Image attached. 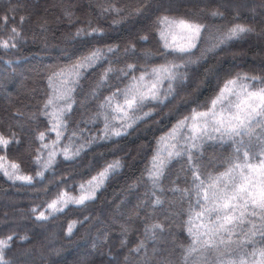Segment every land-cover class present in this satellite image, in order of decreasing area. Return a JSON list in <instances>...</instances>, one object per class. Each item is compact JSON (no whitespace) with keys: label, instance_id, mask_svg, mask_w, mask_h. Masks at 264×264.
<instances>
[{"label":"snow or ice","instance_id":"6c2138e0","mask_svg":"<svg viewBox=\"0 0 264 264\" xmlns=\"http://www.w3.org/2000/svg\"><path fill=\"white\" fill-rule=\"evenodd\" d=\"M239 7L233 8L237 19ZM259 7L264 13V0H261ZM96 8L98 16L112 13L119 17L113 19V25L123 23L128 16L143 15L147 11L143 5L126 11L115 3L97 4ZM255 8L253 6L249 11L255 14ZM11 11L15 13L16 9ZM122 12L124 16H121ZM62 15L70 24L74 22L75 13L71 5L62 9ZM206 15L225 18L219 10ZM10 19L16 18L10 14L0 16L3 22L0 50L8 51L25 42L17 27L9 23ZM25 19L24 16L19 17L21 26ZM211 28L195 13L157 15L152 29L162 48L159 56L162 63L159 64L129 63V59L138 55L135 44H128L123 50L116 43L102 46L89 44L86 53L65 57V64L50 70L47 79L51 91L40 108V114L46 118L47 132L54 133L55 139L49 136L46 140L45 131L35 134L39 147L28 165L34 174H29L21 163L8 159L10 150H19L17 133L11 127L7 129V134L0 132V174L14 185L17 182L24 186L42 183L47 179L46 172L55 174L58 156H62L64 161L75 162L82 159L85 150L97 142L122 137L140 118V113L149 116L154 106L159 107L177 89L182 88L209 52L226 47L229 42L254 31L251 26L242 23L217 26L210 46L199 49L203 35L209 33ZM44 30L47 31L46 27ZM106 35L104 29L93 27L92 21H89L87 28H76L70 39L103 40ZM137 40L147 42L149 36L139 35ZM144 56L150 57L152 54L145 51ZM92 73L96 75L92 76ZM88 76H92V83L87 85L85 91L84 82ZM54 83L59 87L54 88ZM193 104L195 106L189 114L178 119L169 132L157 141L165 147L154 150L145 169L146 176L140 178L142 186L148 189L146 195L150 204L162 206L164 201L161 195L165 189L160 185L162 179L168 178L166 170L170 163L180 160L187 165L181 171L190 174L191 188L171 189L174 193L181 192L187 196L186 226L190 243L181 246L177 264H264V74L243 71L226 73L203 104L196 101ZM146 108L149 111H144ZM20 115L24 116L22 113ZM28 118L36 121L37 116L28 114ZM97 122L102 127H89ZM19 127L22 131H31L24 124ZM210 143L218 144L226 151L230 149L220 165L223 171L214 174L207 171L213 161L205 157L206 146ZM122 168L120 160L105 163L96 175L77 184L78 194L61 191L50 202L32 206L30 212L33 219L37 223H47L50 218L65 214L69 205L86 208L88 204L95 203L97 193L105 182ZM92 220V216L86 215L82 219L69 221L65 238L71 239L78 231L77 225L82 228ZM120 229L119 243L121 247H126L128 225L121 224ZM165 232L170 234L165 224L155 217L151 222L145 221V239L129 249V257L125 258L123 264H133V255L137 257L135 264H174L167 257L155 259L148 255L145 240L154 241ZM28 239L27 234L0 235V264H12L11 260L6 259V253L11 250L15 240ZM111 239L108 232H102L93 242V247L101 244L107 246ZM54 251L59 252L58 249ZM108 254H111V249ZM90 256L91 253H84L76 259L75 264H95Z\"/></svg>","mask_w":264,"mask_h":264},{"label":"trees","instance_id":"16d2710c","mask_svg":"<svg viewBox=\"0 0 264 264\" xmlns=\"http://www.w3.org/2000/svg\"><path fill=\"white\" fill-rule=\"evenodd\" d=\"M52 1L54 0H0V16L14 15L16 19H10L9 23L17 27L25 41L14 49L0 50V132L7 134V129L11 127L17 133L20 139L19 150H10L8 159L21 163V167L29 174H34L28 165L39 147L35 134L45 131L46 140L49 136L55 139L54 133L47 132L46 118L40 114V108L51 91L47 79L51 74L50 70L65 64V57L86 53L89 44L102 46L116 43L122 50L128 44H135L138 55L129 59V63H162L159 59L161 44L158 36L153 35L152 29L153 21L160 14L195 13L203 22L211 25L210 32L204 34L198 44L201 50L210 46L217 26L242 23L254 29L243 38L229 42L226 47L221 46L219 50L209 52L182 88L177 89L159 107L154 106L149 116L145 117L140 113V118L122 137L97 142L85 150L82 159L75 162L64 161L62 156H58L55 174L46 172L47 179L42 183L24 186L17 182L14 185L0 174V235L27 234L29 237L28 241L15 240L11 250L6 253V259L11 260L12 264H75L76 259L86 252L91 253L90 258L95 264H123L125 258L129 257V249L134 248L139 240L145 239V221L151 222L154 217L165 224L170 234L165 232L154 241L145 240L148 255L155 259L167 257L177 264L181 246L190 243L186 226L187 196L181 192L174 193L171 189L191 188L190 174L181 171L187 165L180 160L170 163L166 170L168 178L162 179L160 185L165 191L163 195L157 193L164 201L162 206L150 204L146 195L148 189L142 186L140 178L142 175L146 176L145 169L150 164L154 150H163L165 147L157 141L169 132L178 119L189 114L190 109L195 106L193 101L203 104L226 73L243 71L255 75L264 74V13L259 7L261 0H65L55 8L51 6ZM108 3H115L126 11H133L143 5L147 11L143 15L128 16L123 23L113 25V19L119 17L112 13L98 16L96 8L97 4ZM68 5L72 6L75 13L71 24L62 15V9ZM237 5L241 6L238 8V19L233 11ZM253 6H256L255 14L249 11ZM12 9H16L15 13H12ZM214 10L224 13L225 18L206 15ZM124 15L122 12L121 16ZM20 16L26 17L22 26L19 23ZM89 21H92L93 27L104 29L107 33L104 39L71 40V34L76 28H87ZM2 27L3 22L0 21V29ZM45 27L47 31L44 30ZM0 35L3 33L0 32ZM139 35H148L149 40L138 42ZM145 51L152 56L145 57ZM95 75L96 73H92V76ZM92 76H88L84 82L85 91L87 85L92 83ZM20 81L28 86V91H17ZM30 86L35 89L29 90ZM53 87L55 88V83ZM21 113L24 114L23 117ZM28 114H36V121L29 119ZM20 124L31 131H22ZM89 127L99 128L102 125L97 122ZM229 152L230 149L226 151L218 144L207 145L206 160L213 161L207 171L213 174L223 171L220 165ZM113 160H120L123 168L105 182L97 193L95 203L88 204L86 208L69 205L65 214L50 218L47 223H37L33 219L30 212L32 206L50 202L61 191L78 194V183L90 179L105 163ZM60 181L65 183H59ZM132 185L137 187H130ZM116 210H120V214H116ZM86 215L93 217L92 222L82 228L77 225L76 234L71 239H66L68 222L82 219ZM125 223L129 228L126 237L128 243L126 247H121L120 225ZM102 232H108L112 237L111 241L107 246L101 244L93 247V242ZM171 233L175 236L171 237ZM55 249L59 252L54 251ZM131 260L135 264L137 257L133 255Z\"/></svg>","mask_w":264,"mask_h":264},{"label":"rangeland","instance_id":"374dc122","mask_svg":"<svg viewBox=\"0 0 264 264\" xmlns=\"http://www.w3.org/2000/svg\"><path fill=\"white\" fill-rule=\"evenodd\" d=\"M63 1H65V0H54V1H52L51 6L55 8V6H57V4L59 5V4L63 3ZM83 1L84 2H88V0H83ZM177 39H179V37H177ZM55 87H59V85H56L55 84ZM16 88H17V91H19L21 93H23L25 91H28V86L26 84H23L21 81L18 83V87H16ZM34 89L35 88L33 86H30L29 87V90H32L33 91ZM0 114H2V113H0ZM116 214H120V210H116ZM173 236H175V234L174 233H171V237H173ZM163 237H165V236H163Z\"/></svg>","mask_w":264,"mask_h":264}]
</instances>
